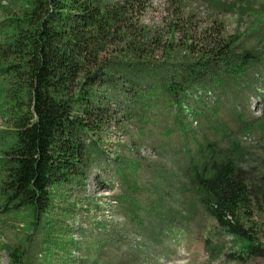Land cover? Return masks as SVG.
Returning <instances> with one entry per match:
<instances>
[{
	"label": "rangeland",
	"instance_id": "rangeland-1",
	"mask_svg": "<svg viewBox=\"0 0 264 264\" xmlns=\"http://www.w3.org/2000/svg\"><path fill=\"white\" fill-rule=\"evenodd\" d=\"M143 1L138 49L102 54L113 71L91 90L101 122L82 137L79 174L50 187L37 218L0 197V264H264L244 259L195 179L210 159H230L250 187L264 175V0ZM28 4L0 0V21ZM4 87L0 158L13 140ZM254 221L264 245V208Z\"/></svg>",
	"mask_w": 264,
	"mask_h": 264
},
{
	"label": "trees",
	"instance_id": "trees-1",
	"mask_svg": "<svg viewBox=\"0 0 264 264\" xmlns=\"http://www.w3.org/2000/svg\"><path fill=\"white\" fill-rule=\"evenodd\" d=\"M28 3L21 16L0 21L1 100L13 127V140L0 158V197L5 212L26 209L37 218L50 207V187L79 174L86 151L82 137L101 122L91 90L113 71L102 54L112 44L122 43L119 52L126 54L138 49L131 20L142 13L144 1ZM213 49L214 58L230 63L228 47ZM210 160L195 175L210 215L240 240L244 259H264L254 221L264 208V175L250 187L230 159ZM19 254L11 253L13 263Z\"/></svg>",
	"mask_w": 264,
	"mask_h": 264
}]
</instances>
